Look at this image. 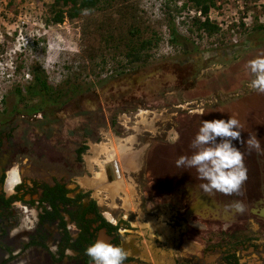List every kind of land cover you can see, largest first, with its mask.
<instances>
[{
  "label": "rangeland",
  "instance_id": "374dc122",
  "mask_svg": "<svg viewBox=\"0 0 264 264\" xmlns=\"http://www.w3.org/2000/svg\"><path fill=\"white\" fill-rule=\"evenodd\" d=\"M56 2L0 0V111L6 96L32 81L36 67L46 71L53 87L78 89L51 116L9 114L0 127V150L16 151L12 165L21 167L23 194H34L29 188L39 180L89 192L104 214L133 225L124 241L136 244H126L128 251L132 246L140 253L144 247L145 254H160L166 263L175 249L147 241L158 237L155 220L164 226V240H173L176 208L162 193L167 190L156 191L153 183L169 184L194 172L177 167L176 160L191 155L202 119L234 116L242 126V139L257 136L264 146V94L248 88L252 77L246 67L249 60L264 55V34L256 29L264 25V0H219L212 9L222 11L218 18L229 28L217 25L214 35L197 28L193 12L200 10L187 0H103L91 13L54 24L56 12L68 11L56 8ZM173 27L187 42H171ZM133 28L140 30V41L160 40L146 65L126 66ZM121 71L128 75L117 77ZM154 71L159 73L153 76ZM175 133L179 139L171 143ZM127 137L136 138L132 152L144 155V169L124 168L119 161L125 183L111 196L102 181L105 170L95 164L91 168L88 160L94 157L93 146L108 145L111 150L112 144L119 145L118 138ZM135 138L126 142L133 145ZM84 144L89 149L80 160L77 151ZM234 144L243 155L250 153L247 144ZM125 152L121 145L119 158ZM98 160L105 162L108 155L102 151ZM87 181L105 190L88 189ZM64 264H81V259L75 253Z\"/></svg>",
  "mask_w": 264,
  "mask_h": 264
},
{
  "label": "flooded vegetation",
  "instance_id": "af4514ba",
  "mask_svg": "<svg viewBox=\"0 0 264 264\" xmlns=\"http://www.w3.org/2000/svg\"><path fill=\"white\" fill-rule=\"evenodd\" d=\"M131 138L135 137L117 139L119 145L125 146L126 152L120 157L121 160H116L117 164L114 163L113 169L111 168L108 173L110 176L106 182H110L109 185L117 181L125 182L122 180L119 161L124 168L141 171L144 169V155L132 152L136 138L133 145L126 142ZM2 146L0 140V149ZM15 159L16 151L0 150V173L6 172ZM244 163L248 169V179L238 192L230 195L221 192H204L200 187L204 181L198 178L196 170H193L192 174L185 173L181 177H176L177 180L169 184L153 183L156 191H162L163 188L167 190L162 193L166 192V197L171 198L169 202L171 201L175 206L176 214H172L171 219L173 240H164L166 234L164 226L155 220L154 231L158 237L155 240H148L147 243L160 246L170 244L175 251L165 263L161 262L163 257L160 254H155L154 257L148 256L144 247H141L143 250L139 253L138 249L130 246L124 264H260L261 260L264 261V151L257 152L251 149L249 154L244 155ZM98 174H95L94 179ZM3 180V175H0V184ZM58 185L67 190L66 197L72 202L66 207L61 204L59 215L54 217L51 200H44V191L46 186L56 188ZM19 187L22 188L23 184L16 188V194L10 198L0 192V264H20L21 261H25L24 264H52L53 257L56 259V264H64L67 257L65 249L77 253L81 264H85L84 255L73 245L78 243L81 231L72 213L79 210L80 205L82 209L75 213L76 217L83 215L90 208L92 201H95L91 196L79 200L80 196L90 193L77 192L64 183L51 185L40 180L29 188L34 190V194L31 192L23 194L24 189L18 190ZM87 188L96 190L93 187L87 186ZM28 195L30 200H27ZM14 201H20L30 207H38L39 223L34 231L10 236V231L16 227L21 218L19 210H13L16 208L13 205ZM96 203L97 214L89 213L86 218L93 222L91 232H94L95 239L101 238L102 235L105 240L113 244H123L126 236L134 229L133 225L106 213L116 221L115 224L110 223L98 202ZM237 203L243 204V212L236 210ZM130 205L132 206L131 203ZM102 219L111 224L112 232L104 227L99 229L103 225ZM68 223L75 224L77 231H69ZM197 224L203 227L199 228ZM55 238L58 241H55ZM49 244L58 245L56 254L49 251ZM127 244H136V241ZM211 258L215 260L210 262Z\"/></svg>",
  "mask_w": 264,
  "mask_h": 264
},
{
  "label": "clouds",
  "instance_id": "9594fccd",
  "mask_svg": "<svg viewBox=\"0 0 264 264\" xmlns=\"http://www.w3.org/2000/svg\"><path fill=\"white\" fill-rule=\"evenodd\" d=\"M87 13L88 10H85L84 14ZM246 67L252 77L247 85L248 88L264 94V55L249 60ZM241 127L240 121L234 116L227 119H202L191 142L193 150L191 155L180 156L176 160V166L195 169L198 178L204 181L200 187L206 193L221 192L230 195L238 192L248 179V169L244 163L243 153L234 142L247 144L250 149H255L257 152L264 151L257 136H249L246 141L242 139ZM178 139L179 133L170 136L171 143H175ZM0 175L4 177L3 183L0 184V192L9 198L15 195L16 188L24 183L22 170L18 164H13ZM13 205L19 210L21 218L16 227L10 231V236L34 231L39 223L38 207H30L20 201H14ZM235 208L238 212L244 211L241 203H237ZM105 216L110 223H116L106 213ZM196 226L203 227L199 224ZM67 228L69 231H77V226L73 223H68ZM126 244V241L123 244H113L108 240L97 238L86 247L84 253L92 264H124L128 258ZM49 251L57 252L58 245L50 244ZM65 255L73 256L75 253L71 249H65Z\"/></svg>",
  "mask_w": 264,
  "mask_h": 264
},
{
  "label": "trees",
  "instance_id": "16d2710c",
  "mask_svg": "<svg viewBox=\"0 0 264 264\" xmlns=\"http://www.w3.org/2000/svg\"><path fill=\"white\" fill-rule=\"evenodd\" d=\"M218 1L219 0H187V2L192 4L193 7L202 11L205 16L208 15L209 11L217 4ZM102 2L103 0H57L56 3L58 7L56 8L66 7L68 8V11L65 12L64 10H60L56 12L53 23L61 24L65 21L67 16H69L71 19L81 17L85 10H88V13H91L97 10ZM195 25L199 30L209 33L210 35H214L219 32L218 26L212 24L209 20L203 22L201 19L197 18ZM256 29L261 35L264 34V25H258ZM139 32L140 30L136 28L130 30L131 37L128 39L126 66H140L142 64L146 65L149 63L152 58L151 51L160 43V40L157 38L144 39L140 41L141 37H137L140 36ZM180 40L187 42L184 37L179 36L178 32L173 27L171 42L173 44H179ZM126 66L123 65L122 68H126ZM118 73L117 77L128 75L123 71ZM158 73L159 71H154L153 76L157 75ZM77 93L78 89L75 86H72V88H69L66 92H64L63 88L53 87L49 82L46 71L41 67H36L32 70V81L25 88H15L2 100L3 106H5V108L3 111H0V127L1 125L7 123L6 117L9 114H19L27 117H33L39 114H44L45 117H47V115L51 116L56 110H59L62 108V106H64V102L62 101L66 97L69 95H76ZM9 106H11V109H9ZM112 123L113 126H116L117 124L115 121ZM88 149L89 148L86 144L78 149L77 153L80 160H82L83 155L88 151ZM20 189L22 188L19 187L18 190ZM66 194L67 190L61 185H58L56 188H50L48 186L45 187L44 200H51V204L53 206L52 208L55 212L53 216L59 215V207L61 204L64 205V207H66L67 204H71L72 201L66 197ZM86 197H90V194L83 195V197L80 196L79 200L82 201V199ZM78 209L79 210H76V212H80L82 206L80 205ZM97 211V203L92 201V205L84 212L83 215L76 217V212L74 214L72 213V216L74 217V220L77 222V225L81 231L78 243L73 245L80 251L82 255H84L85 264H91L92 262L90 258L85 255L84 250L96 238L94 232H91V225L93 222L87 220L86 218L89 213H96ZM102 220L103 225L99 227V229L104 227L108 229L109 232H112L111 224L106 222L104 219Z\"/></svg>",
  "mask_w": 264,
  "mask_h": 264
},
{
  "label": "bare ground",
  "instance_id": "6f19581e",
  "mask_svg": "<svg viewBox=\"0 0 264 264\" xmlns=\"http://www.w3.org/2000/svg\"><path fill=\"white\" fill-rule=\"evenodd\" d=\"M112 140V139H111ZM131 139H129L130 141ZM113 145V149L110 150V147L108 145H101V146H93L91 152L94 154V157L91 159L89 157L90 160H88L89 165H91V168L93 167V165H99L102 167V169L105 170V173H103V178L102 181L107 184L106 179L108 178V176H110L108 173L113 169V164L116 163V160L120 159L118 156V148L121 145ZM111 146V145H110ZM103 147V148H101ZM102 151L105 152L108 155V160L105 162H100L98 160V157L100 156V153L102 154ZM110 152V155H109ZM96 160V161H95ZM117 164V163H116ZM94 165V166H95ZM116 166V165H115ZM112 168V169H111ZM117 171V170H116ZM113 175V174H112ZM100 176V174H99ZM118 176V175H117ZM115 177V176H114ZM11 179V178H9ZM115 181V180H114ZM98 182V181H97ZM113 182V181H112ZM110 182H108V186H107V190L110 191L111 196H115L121 189L122 186L125 182L122 181H117L116 183H112L111 185H109ZM86 187H93L96 188L97 191L101 192L102 190H105L104 187H102L103 185H100L99 183H95L92 181H87L85 183ZM101 190V191H100Z\"/></svg>",
  "mask_w": 264,
  "mask_h": 264
},
{
  "label": "built area",
  "instance_id": "2783aa9c",
  "mask_svg": "<svg viewBox=\"0 0 264 264\" xmlns=\"http://www.w3.org/2000/svg\"><path fill=\"white\" fill-rule=\"evenodd\" d=\"M221 7V5H220ZM224 9V7H223ZM221 10H215V9H211L208 13L207 16H205L202 11H195L193 12V17L195 18H199L201 19L203 22H205L206 20H209L212 24L214 25H219V27H221L222 29H225V27L229 28L228 24H225L223 22H221V20L218 18L219 13H221ZM238 24H239V19L235 20Z\"/></svg>",
  "mask_w": 264,
  "mask_h": 264
}]
</instances>
